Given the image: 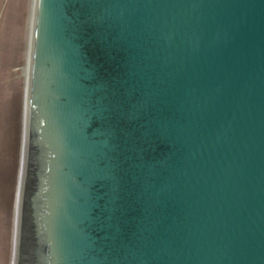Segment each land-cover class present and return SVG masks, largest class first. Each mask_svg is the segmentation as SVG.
I'll list each match as a JSON object with an SVG mask.
<instances>
[{
	"label": "water",
	"instance_id": "water-1",
	"mask_svg": "<svg viewBox=\"0 0 264 264\" xmlns=\"http://www.w3.org/2000/svg\"><path fill=\"white\" fill-rule=\"evenodd\" d=\"M14 264H264V0H34Z\"/></svg>",
	"mask_w": 264,
	"mask_h": 264
},
{
	"label": "rangeland",
	"instance_id": "rangeland-1",
	"mask_svg": "<svg viewBox=\"0 0 264 264\" xmlns=\"http://www.w3.org/2000/svg\"><path fill=\"white\" fill-rule=\"evenodd\" d=\"M33 1L0 0V134L19 121L23 140ZM8 213L0 202V264L15 263L17 194Z\"/></svg>",
	"mask_w": 264,
	"mask_h": 264
},
{
	"label": "crops",
	"instance_id": "crops-1",
	"mask_svg": "<svg viewBox=\"0 0 264 264\" xmlns=\"http://www.w3.org/2000/svg\"><path fill=\"white\" fill-rule=\"evenodd\" d=\"M13 124L7 134H0V202L9 216L17 194V174L21 176L23 167V131L19 121Z\"/></svg>",
	"mask_w": 264,
	"mask_h": 264
}]
</instances>
